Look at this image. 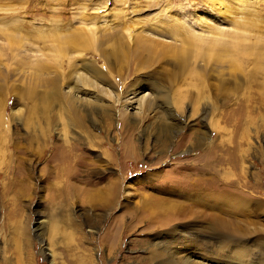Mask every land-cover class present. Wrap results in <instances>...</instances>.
Returning a JSON list of instances; mask_svg holds the SVG:
<instances>
[{
    "label": "rangeland",
    "instance_id": "obj_1",
    "mask_svg": "<svg viewBox=\"0 0 264 264\" xmlns=\"http://www.w3.org/2000/svg\"><path fill=\"white\" fill-rule=\"evenodd\" d=\"M0 264H264V0H0Z\"/></svg>",
    "mask_w": 264,
    "mask_h": 264
},
{
    "label": "bare ground",
    "instance_id": "obj_2",
    "mask_svg": "<svg viewBox=\"0 0 264 264\" xmlns=\"http://www.w3.org/2000/svg\"><path fill=\"white\" fill-rule=\"evenodd\" d=\"M236 22V21H235ZM259 22H257V21H255V22H252L250 25H248V24H246V22L245 21H243V22H240L239 24H237V22H236V24L237 25H240V27H243V28H250V29H253V28H258L259 26H260V24H258ZM89 28H90V33L92 34V35H94V31H93V29H91V26H89ZM160 28H161V26H160ZM89 32V31H88ZM88 32H86V33H88ZM179 32V31H178ZM79 33V32H78ZM177 33V32H176ZM175 33V35L178 37V35H180L179 33L178 34H176ZM226 35H230V37H246V38H248V37H251V35L249 34V33H247V31H243V30H239V31H235V32H233V33H228V32H222V34L220 35V36H215L214 34L213 35H211V36H208V37H227ZM79 38H81V37H79ZM78 37H76V41H81V39H79ZM83 38V37H82ZM85 39H83V41L84 42H91L92 40H94V37H84ZM245 38V39H246ZM240 39V38H239ZM241 40H242V38H241ZM247 40V39H246ZM245 40V41H246ZM242 41H244V40H242ZM86 44H89V43H86ZM237 44H235L234 46H236ZM239 46V45H238ZM85 46H83L82 47V50L84 49V50H87L86 48H84ZM86 47H88V46H86ZM236 48H238V47H236ZM79 50H80V48H79ZM39 68H43V66L42 65H39ZM37 228V227H36Z\"/></svg>",
    "mask_w": 264,
    "mask_h": 264
}]
</instances>
